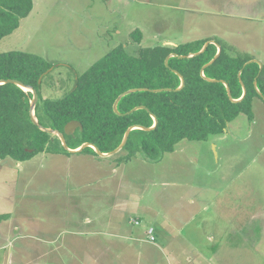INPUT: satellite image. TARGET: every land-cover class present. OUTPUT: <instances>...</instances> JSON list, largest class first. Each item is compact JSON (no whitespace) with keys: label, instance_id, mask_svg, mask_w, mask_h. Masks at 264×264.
Returning <instances> with one entry per match:
<instances>
[{"label":"rangeland","instance_id":"rangeland-1","mask_svg":"<svg viewBox=\"0 0 264 264\" xmlns=\"http://www.w3.org/2000/svg\"><path fill=\"white\" fill-rule=\"evenodd\" d=\"M193 40L264 67V0H32L0 52L53 63L50 97L70 67L81 74L116 45L136 54ZM252 105L253 119L240 114L222 135L181 140L155 160L59 150L0 160L17 176L0 264H264V102Z\"/></svg>","mask_w":264,"mask_h":264},{"label":"trees","instance_id":"trees-1","mask_svg":"<svg viewBox=\"0 0 264 264\" xmlns=\"http://www.w3.org/2000/svg\"><path fill=\"white\" fill-rule=\"evenodd\" d=\"M31 9L32 0H0V40L13 32ZM131 37L139 42L140 30H133ZM204 43L159 44L139 48L136 54H130L122 44L116 45L81 74L70 67L63 92L50 97H44L42 87L54 83L55 65L35 53L4 51L0 52V80L17 79L33 87L38 93L34 113L39 123L63 133L72 149L88 142L103 153L110 152L121 144L129 127L150 128L155 116L153 128L132 129L115 153L119 163L129 162L138 154L155 160L173 152L181 140L204 141L222 135L240 114L253 119V100L264 102L263 66L260 69L257 62H249V57L223 49L215 57L217 46L213 43L200 52ZM172 53L176 55L166 64ZM175 71L184 78L181 88ZM129 90L118 101L120 114L116 113L115 100ZM32 96L31 91L16 84H0L2 161L11 158L22 162L51 150L70 154L56 136L41 130L31 119ZM138 106L143 108L131 111ZM72 120L79 121L81 127L66 135L64 126ZM80 152L96 154L89 146Z\"/></svg>","mask_w":264,"mask_h":264},{"label":"water","instance_id":"water-1","mask_svg":"<svg viewBox=\"0 0 264 264\" xmlns=\"http://www.w3.org/2000/svg\"><path fill=\"white\" fill-rule=\"evenodd\" d=\"M210 43L215 44L214 42H206V43L203 45V47H202V49H201L200 52H202V51L207 47V45L210 44ZM219 53H220V47H218V52L216 53V56H215V57H217V56L219 55ZM175 55H176V54H174V53L170 54V55L166 58V60H165L166 64H167V59H168L170 56H175ZM179 57H181V56H179ZM212 61H213V60H212ZM212 61H211V62H212ZM251 61H255V60H250L249 62H251ZM255 62H257V61H255ZM258 63H259V62H258ZM259 66H260V69H261V68H262V65H261L260 63H259ZM51 69H52V68H50V69L47 70L43 75H41V77L39 78V82L41 81V78H42L45 74H47ZM175 72L178 73L179 76H180V78H181V85L179 86V88H181V87L184 85V78H183V76H182L179 72H177V71H175ZM202 75H203V73H202ZM2 83H13V84H16L17 86L21 87V88H22L23 90H25V91H26V90L31 91V93H32V95H33V96H32V99H31V102H30V109H29L31 119L33 120V122H34V123H35V124L41 129V130L46 131V132H48V133L56 134V135L59 137V139H60V141H61V143H62V146H63L66 150H68V151H70V152H78V151H81L84 147L89 146V147L94 148L95 152H96L98 155H100V156H110V155H113V154L117 153L119 150H121V148L123 147V145L125 144V142H126V140H127V137H128L129 132H130L132 129L139 128V129H145V130H147V129H151V128H153V127L156 125V123H157V119L155 118V116H153V118H154V125H153L152 127H150V128H147V127H144V126H140V125H135V126H131V127H129V128L127 129L125 135H124V138H123L121 144H120L117 148H115L114 150H112V151H110V152H107V153H103V152H101V151H100L95 145H93V144H91V143H88V142L83 143L82 145H80V146H79L78 148H76V149H71V148H69V147L67 146V143H66V140H65V137H64L63 133H61L60 131H57V130H54V129H51V128H48V127H45V126H43V125H41V124L39 123V121H38V119H37V117L35 116V113H34V108H35V105H36V103H37V101H38V93H37V91H36L33 87H31V86H27V85H25L24 83H22L21 81H19V80H17V79H5V80H0V84H2ZM254 84H256V82H254ZM226 86H227V85H226ZM227 88H228V87H227ZM130 91H131V90L126 91V92L120 94V95L117 97V99L115 100V102H114V104H113V109H114V111H115L116 113L120 114L119 111H118V109H117V103H118V101L120 100V98H121L123 95L127 94V93L130 92ZM228 91H229V89H228ZM245 92H246V91H245V88L243 87V95L245 94ZM138 108H143V106L135 107V108H133L131 111H134V110H136V109H138ZM78 126L81 127V123H80L79 121H77V120L69 121V122L64 126V133H65L66 135H67V134H70V133L73 132Z\"/></svg>","mask_w":264,"mask_h":264},{"label":"crops","instance_id":"crops-1","mask_svg":"<svg viewBox=\"0 0 264 264\" xmlns=\"http://www.w3.org/2000/svg\"><path fill=\"white\" fill-rule=\"evenodd\" d=\"M10 163L11 162L4 163L6 165L0 164V216H2V218H0V226H3V228L5 229L8 228V223L12 221L11 213L13 211L15 199L17 196V176L15 170L7 165ZM20 163L23 164V161L22 162L17 161L16 165L18 166ZM208 207L209 206H206L204 207V209ZM136 224H138V222ZM16 228H17L16 225H14L11 228V230H14ZM155 236L156 239H158L159 235L158 234L156 235V230H155Z\"/></svg>","mask_w":264,"mask_h":264},{"label":"built area","instance_id":"built-area-1","mask_svg":"<svg viewBox=\"0 0 264 264\" xmlns=\"http://www.w3.org/2000/svg\"><path fill=\"white\" fill-rule=\"evenodd\" d=\"M136 223H137V222H136ZM147 231H148V233H149V238H150L149 241L154 242V241H155V237H156V236L154 235V234H155V233H154V228H153V227H149Z\"/></svg>","mask_w":264,"mask_h":264}]
</instances>
